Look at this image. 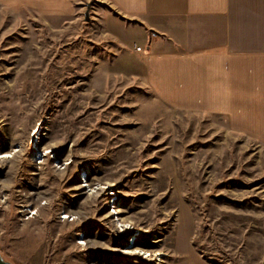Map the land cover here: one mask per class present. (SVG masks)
<instances>
[{"label": "rangeland", "instance_id": "rangeland-1", "mask_svg": "<svg viewBox=\"0 0 264 264\" xmlns=\"http://www.w3.org/2000/svg\"><path fill=\"white\" fill-rule=\"evenodd\" d=\"M90 4L89 22L85 4L67 17L0 6L1 254L264 264V143L108 74L101 6ZM132 239L147 256L121 253Z\"/></svg>", "mask_w": 264, "mask_h": 264}, {"label": "crops", "instance_id": "crops-1", "mask_svg": "<svg viewBox=\"0 0 264 264\" xmlns=\"http://www.w3.org/2000/svg\"><path fill=\"white\" fill-rule=\"evenodd\" d=\"M88 2L101 6L92 12L110 42L108 74L144 83L169 108L223 116L231 130L264 143V0H0V6L67 17Z\"/></svg>", "mask_w": 264, "mask_h": 264}, {"label": "bare ground", "instance_id": "bare-ground-1", "mask_svg": "<svg viewBox=\"0 0 264 264\" xmlns=\"http://www.w3.org/2000/svg\"><path fill=\"white\" fill-rule=\"evenodd\" d=\"M99 187H100V185L99 186L97 185L96 187H93V188L89 186V190L88 191L93 192L96 189H98ZM119 226L122 227V228L125 227L124 225H121V224ZM120 231L124 232L125 230H120ZM129 242L130 241H128V243ZM131 242H132V245L130 247L125 248L123 251H121V253H123V254H134V255H143V256H147L148 255L147 251H144L143 249L134 246L135 239H132ZM84 243H85L84 241H80L79 242V244H84Z\"/></svg>", "mask_w": 264, "mask_h": 264}, {"label": "water", "instance_id": "water-1", "mask_svg": "<svg viewBox=\"0 0 264 264\" xmlns=\"http://www.w3.org/2000/svg\"><path fill=\"white\" fill-rule=\"evenodd\" d=\"M90 12H91V4H90V2H88L86 4V9L83 13L84 20L86 22H89L91 20ZM0 264H15V263H12L11 261L6 260L0 252Z\"/></svg>", "mask_w": 264, "mask_h": 264}, {"label": "built area", "instance_id": "built-area-1", "mask_svg": "<svg viewBox=\"0 0 264 264\" xmlns=\"http://www.w3.org/2000/svg\"><path fill=\"white\" fill-rule=\"evenodd\" d=\"M150 35L152 37H156L157 36V34L155 32H150ZM136 49H137V51H141V47H137Z\"/></svg>", "mask_w": 264, "mask_h": 264}]
</instances>
